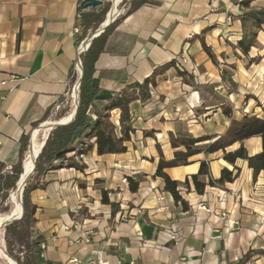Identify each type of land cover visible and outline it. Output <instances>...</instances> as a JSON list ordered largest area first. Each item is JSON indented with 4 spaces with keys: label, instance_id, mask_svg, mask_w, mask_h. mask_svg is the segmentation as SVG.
Listing matches in <instances>:
<instances>
[{
    "label": "crops",
    "instance_id": "crops-1",
    "mask_svg": "<svg viewBox=\"0 0 264 264\" xmlns=\"http://www.w3.org/2000/svg\"><path fill=\"white\" fill-rule=\"evenodd\" d=\"M83 1L0 0V164L5 168L18 163L23 136H29L30 144L39 126L68 119L74 111L72 94L78 81L73 83L70 76L74 66L78 71L81 45H76L75 34L84 33L78 27ZM100 1L98 9L112 3ZM241 1L153 0L126 16L111 33L93 75L103 93L142 83L173 60L193 76V83L172 68L158 77L150 99L131 104L135 133L128 152L100 156L94 147L78 158L84 170L58 168L39 178L30 200L36 206L33 233L47 245L44 263L74 264L71 260L77 259L79 264H99L101 258L108 264H236L235 258L242 259L249 250H264V175L254 179L247 161L238 159L232 165L222 151L202 152L188 165L165 169L172 180L184 183L199 172L202 161L209 163L214 179L224 168L234 173L240 168L233 183L208 186L203 195L196 193L192 181L189 188L181 187L189 204L185 212L164 191V180L155 177L161 155L174 158L171 135L225 132L230 118L223 114V105L233 109L236 119L247 113L263 115L256 99L264 103V30L244 55L237 47L244 32ZM252 6H264V0ZM206 28L210 31L205 40L219 68L193 39ZM91 33L89 29L87 37ZM256 57L260 63L248 66ZM222 69L232 71V83L222 79ZM119 118L120 111L114 110L111 119L117 126ZM244 145L250 155L262 151L260 137ZM240 146L236 143L227 151ZM127 178L140 181L136 193L128 181L124 183ZM102 190L120 206L115 215L102 203ZM200 204L210 211L199 209ZM161 207L167 209L156 212ZM247 264H264V255Z\"/></svg>",
    "mask_w": 264,
    "mask_h": 264
},
{
    "label": "trees",
    "instance_id": "trees-1",
    "mask_svg": "<svg viewBox=\"0 0 264 264\" xmlns=\"http://www.w3.org/2000/svg\"><path fill=\"white\" fill-rule=\"evenodd\" d=\"M256 1L243 0L240 2V7L243 9L241 21L244 32L237 47L246 56L256 45L260 31L264 30V6H252ZM151 3H153V0H130L128 11L117 18L99 37L95 38L88 50L81 55L84 75L80 85L79 107L76 117L73 122L56 127L50 131L37 160L36 171L33 176L36 182L31 184L33 180L31 179L23 191L25 214L20 221L10 224L5 228L7 252L14 256L20 264H44L43 259L40 257L39 249L41 238L37 235L36 240L32 239L34 236L33 229L36 226V206L32 204L30 194L34 189L39 187V178L48 171L58 168L84 170L85 166L79 163L78 158L88 154L94 147L97 148V153L100 156L128 152V143L132 140V135L135 133L131 104L138 100L146 101L150 99L151 89L156 88L158 77L165 75L172 68H177L178 75L182 76L184 81L193 83V76L188 74L184 69L178 68L175 60L157 67L142 83L135 82L119 92L103 93L94 83L93 75L96 62L104 52L111 33L126 16ZM109 6L110 4H105L103 8L93 9L89 12H86L81 6L78 8V27L81 26L84 30L82 35L79 33L75 34L76 45L78 47L86 39L89 29H92V33H94L106 21ZM209 31L210 28H206L201 34L193 36V39H198L201 42L203 50L219 68L220 63L214 51L205 40V35ZM260 61L261 58L259 57L252 58L248 66L258 64ZM230 68L236 70L235 65H231ZM232 75L231 70H221V77L224 81L232 83ZM187 76L190 80L185 79ZM70 78L73 83L79 81L80 74L75 66L72 68ZM247 98H254V96L249 95ZM256 101L257 106L262 110V116L247 113L242 118L236 119L233 115V109L223 105L221 109L223 114L230 118V124L221 135L201 137L170 136L172 148L175 150L174 158L166 160L161 155L155 177H161L164 180V191L172 195L175 203L180 204L184 212L189 210V204L181 196V187L189 188L190 181H192L196 193L203 195L208 186L224 188L227 183H233L240 174V168L235 167L236 173L224 168L221 177L214 179L211 176L209 163L206 161H202L199 172L192 175L191 180L187 179L184 183L172 180L164 172L167 168L190 164V158L197 154L222 151L224 153L223 159L232 165H235L238 159L247 161L249 168L253 170L254 179L261 173L264 175V103L259 102L257 99ZM91 109H93V112L90 111ZM114 110L120 111L119 126L115 125L111 119ZM64 116L65 112L60 115V117ZM146 135L152 136L154 133L147 132ZM254 137L261 138L262 151L256 155H250L244 143L246 140ZM93 140L94 142H92ZM206 142H209V144L204 147L200 146ZM236 143H240L241 146L233 152H228L227 150ZM28 150L29 136H23L18 163L8 171H4L5 166L0 164V198L2 203L8 202L11 191L16 189ZM127 181L130 191L136 193L139 190L140 181L133 178H127ZM102 203L111 206L113 215L120 209L118 204L110 201L109 192L106 190H102ZM11 209L12 205L9 209L8 204L3 209V212L9 213ZM14 246H18L21 252L26 255L23 262L19 256L13 253ZM258 255H264V250H249L236 264H247Z\"/></svg>",
    "mask_w": 264,
    "mask_h": 264
},
{
    "label": "water",
    "instance_id": "water-1",
    "mask_svg": "<svg viewBox=\"0 0 264 264\" xmlns=\"http://www.w3.org/2000/svg\"><path fill=\"white\" fill-rule=\"evenodd\" d=\"M112 3H113V2H112ZM102 5H103V2L100 1V0H84V1L82 2V4H81V7H82L83 9L86 10V9H89V8H97V7H100V6H102ZM112 8H113V7H112ZM111 10H112V9H111ZM111 10H110V12H111ZM110 12H109V13H110ZM116 20H117V19L110 18V20H109L108 22L103 23L99 29H97L94 33H92L91 35H89V36H88V37L82 42V44H81V48H80V52H79V60H78V62H77V67H78V71H79V74H80V78H79V81L77 82L76 87H75V88H77V92H76V95L74 96V97H75V99H74V106H75V108H74V113H73L72 118H71L68 122H62V121L54 122V123H51L49 126L46 125V124H42V125L39 126L37 129H39V130H43V129L45 130V129H47V130L51 131V130H53V129L56 128V127L63 126V125H67V124H69V123H71V122L74 121V119H75V117H76V114H77V111H78V107H79V92H80V85H81V82H82V79H83V75H84L83 66H82V60H81L80 57H81L82 54H84V53L88 50V48H89L91 42H92L95 38L99 37L103 32H105L106 29L109 28V27H110V26H111ZM32 136H33V134H31V136H30L29 151L32 149V146H33V137H32ZM48 136H49V134H48ZM48 136H47V138H48ZM47 138H46L45 141H44V144H43V146H42V149H43V147H44V145H45V142H46ZM42 149L40 150L39 154L37 155V157H36V159H35V162H34V170H33L32 175H30V176H29L28 178H26V180L24 181V188H25V186L28 184V182L33 178V176H34V174H35L36 166H37V160H38V157H39V155H40ZM23 169H24V164H23ZM22 172H23V171H22ZM21 195H22V193H21ZM24 214H25V208H24V201H23V196H22V215H21V217H20L19 219H14V220H12V221H8V222H6L5 225H4V229H5L7 226H9L10 224H13V223H15V222L20 221V220L23 218ZM5 253H6V255H7L8 257H10L13 261H15L17 264H19L18 260H17L15 257H13L12 255H10L6 250H5Z\"/></svg>",
    "mask_w": 264,
    "mask_h": 264
},
{
    "label": "bare ground",
    "instance_id": "bare-ground-1",
    "mask_svg": "<svg viewBox=\"0 0 264 264\" xmlns=\"http://www.w3.org/2000/svg\"><path fill=\"white\" fill-rule=\"evenodd\" d=\"M117 1L118 0L114 1L113 8H112L111 12L108 14V17L104 23L108 22L110 20V18L114 19L118 16L117 11H118L119 4L117 5ZM76 92H77V88H75L74 95H76ZM73 113H74V111H73ZM73 113L69 116L68 119L62 120V122H68L72 118ZM50 124H48V126ZM39 131H40L39 129H36L34 134H33V147L34 148L30 151V153L26 157V160L24 161V169H23V172H22V174L18 180V183H17L18 186H16L18 189V193L20 194L21 203L19 205V203L16 202V200L14 198H12V199H14V202H15L14 209H13L11 214L4 216V217L3 216L0 217V226H2L0 228V230L4 229V225L6 222L12 221L14 219H19V217L22 215V196H23V191H24V181L26 180V178H28L29 169L34 166L35 159H36L37 155L39 154L40 150L42 149L44 141L48 136L49 130L47 131V129H45V135H44V139L42 141L38 140ZM33 170H34V168H33ZM15 192H16V189L13 190L12 194H15ZM21 193H22V195H21ZM6 256L7 255H6L5 251L0 248V257L6 258Z\"/></svg>",
    "mask_w": 264,
    "mask_h": 264
},
{
    "label": "rangeland",
    "instance_id": "rangeland-1",
    "mask_svg": "<svg viewBox=\"0 0 264 264\" xmlns=\"http://www.w3.org/2000/svg\"><path fill=\"white\" fill-rule=\"evenodd\" d=\"M121 1V2H120ZM130 1H127V0H118L117 1V5L119 4V6H118V11H117V14H118V12H120V15H119V17L120 16H122L123 14H125L127 11H128V9H129V7H130ZM125 4H128V6L126 7L125 6ZM112 7H113V3H110V6H109V11H108V13H107V16H106V19H107V17H108V14H109V12H110V10L112 9ZM117 10V9H116ZM118 17V18H119ZM178 66H181L182 67V69H183V65H178ZM70 114H71V112H70ZM69 115H67V117H68ZM53 121H55V120H53ZM56 121H60V120H56ZM48 131V130H47ZM48 134H49V132H48ZM44 135H45V130H41V132H40V134H39V137H38V140L39 141H42L43 139H44ZM34 147L32 146V149H33ZM31 149V150H32ZM30 150V151H31ZM30 151L28 150V152L26 153V157H27V155L30 153ZM25 160H26V158H25ZM24 160V161H25ZM24 164V163H23ZM33 168H34V166L32 167V168H30L29 169V172H28V177L30 176V175H32V172H33ZM33 179V178H32ZM35 183V180L33 179L32 181H31V184H34ZM18 186V185H17ZM12 192L13 191H11V193H10V200L8 201V202H6V203H2V200H1V198H0V217H4V216H7V215H9V214H11L12 213V211H13V209H14V206H15V202H14V199L16 200V202H18L19 203V205H20V203H21V198H20V194L18 193V189H17V187H16V192H15V194H12ZM12 198H14V199H12ZM10 203H11V205H12V209H11V211L8 213H6V212H3V209L9 204V209L11 208V205H10ZM239 225H238V223L236 222V224H235V227H238ZM2 226H0V228H1ZM5 235H6V233H5V229H2V230H0V248L1 249H3L4 251L6 250L7 251V243H6V240H5ZM13 253L15 254V255H17V256H19L20 258H21V261L23 262V260H24V258H25V254L23 253V252H21V250L19 249V247L18 246H14L13 247ZM14 257V256H13ZM19 262V261H18ZM0 264H17L15 261H13L11 258H9V257H7L6 256V258H4V257H0ZM19 264H20V262H19Z\"/></svg>",
    "mask_w": 264,
    "mask_h": 264
},
{
    "label": "built area",
    "instance_id": "built-area-1",
    "mask_svg": "<svg viewBox=\"0 0 264 264\" xmlns=\"http://www.w3.org/2000/svg\"><path fill=\"white\" fill-rule=\"evenodd\" d=\"M114 1L115 0H112V2H113V4H114ZM127 1H130V0H127ZM125 6L127 7L128 6V4H125ZM243 10V9H242ZM119 15H120V12L118 13V16L116 17V18H114V19H117L118 17H119ZM76 32H78V30L76 29ZM79 60V59H78ZM178 68H180V69H182V67L181 66H178ZM13 82H16V79H14L13 80ZM7 84V82H2V85H6ZM75 95H74V92H73V94H72V100H73V102H74V99H75V97H74ZM75 107V106H74ZM11 168H5V170L4 171H8V170H10ZM127 182V180H124V183H126ZM167 209V207H161V208H158V209H156V212H161V211H164V210H166ZM199 209H201V210H204V211H210V208H208L206 205H204V204H200V206H199ZM217 216L219 215V213H215ZM222 215V218H225L226 217V214H221ZM228 222L230 223V224H232V225H235L236 224V222L235 221H232V220H230V219H228ZM86 235H87V239H86V241L88 242V239H89V236L91 235V232H87L86 233ZM32 239L33 240H36L37 239V235L36 234H34V236L32 237ZM46 248H47V245H46V243L45 242H40V245H39V249H40V257L42 258V259H44V252H45V250H46ZM240 260V258H235V261L236 262H238ZM71 262L72 263H74V264H79V261L77 260V259H72L71 260ZM44 264H51V263H48V262H46V263H44ZM99 264H108L107 262H105V261H103L101 258L99 259ZM126 264H136L135 262H129V263H126Z\"/></svg>",
    "mask_w": 264,
    "mask_h": 264
}]
</instances>
